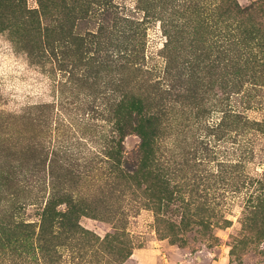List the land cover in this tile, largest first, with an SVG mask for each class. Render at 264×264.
Masks as SVG:
<instances>
[{"label": "rangeland", "instance_id": "rangeland-1", "mask_svg": "<svg viewBox=\"0 0 264 264\" xmlns=\"http://www.w3.org/2000/svg\"><path fill=\"white\" fill-rule=\"evenodd\" d=\"M22 2L0 0V212L32 227L0 230V264H264V0ZM68 36L85 59L41 53Z\"/></svg>", "mask_w": 264, "mask_h": 264}, {"label": "trees", "instance_id": "trees-1", "mask_svg": "<svg viewBox=\"0 0 264 264\" xmlns=\"http://www.w3.org/2000/svg\"><path fill=\"white\" fill-rule=\"evenodd\" d=\"M10 2H12V5L15 6V8H21L23 7V2L22 0H10ZM42 9H45L44 5L40 6ZM24 13H26L28 15L29 18H35V14H37L35 12V10H29V11H24ZM2 14V13H1ZM44 15V14H43ZM63 28H59V30H61ZM70 37V36H68ZM86 37V36H85ZM73 38V37H72ZM72 42H74V44L78 47L79 51H80V59L84 58L85 56L88 54L86 52L87 50V44H86V38L84 37H74L72 39ZM74 44L71 43V37L69 38V40L67 41H55L54 43H52V46H48L44 47V49H42V52H46L48 53V57H54L55 59L57 57L60 56H66V49H68V47H74ZM131 46V45H130ZM84 53V54H83ZM138 53L134 50H123L122 52H120V54H115L114 58V62H120V59H123L126 64L127 63H132L134 60H138ZM115 65V64H114ZM168 91H161L163 94L169 95V92L171 91V88L168 87L167 88ZM161 93V94H162ZM133 115L138 116L137 114H130L128 116V118L133 117ZM142 123L144 124V126L146 128H148L150 130V132L152 134L154 133H158V131L160 130L161 124L159 122V119L153 115L151 118L147 119L145 118ZM52 187V184H49V187ZM54 186V185H53ZM16 200V199H15ZM13 201V200H8L7 201V205H5L4 209H2V211L0 212V230H11L12 228L17 229V228H22L24 230L29 229L32 227V224H26L22 221H15V218H17V214L20 212V210L23 208V206L18 204V201ZM54 200H47L45 208L42 210V214L41 216V227L43 226H47V224L49 226H54V225H58L61 226L65 223V221L63 220V217L58 214L56 215L54 218H52V215L50 214V211L53 212L52 210H50L51 208V204ZM51 215V216H50ZM55 219V220H54Z\"/></svg>", "mask_w": 264, "mask_h": 264}]
</instances>
